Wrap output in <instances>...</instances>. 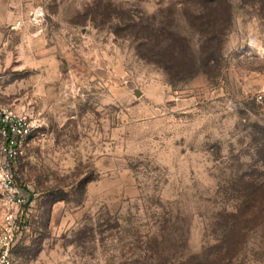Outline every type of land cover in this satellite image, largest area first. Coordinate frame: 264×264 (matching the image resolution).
Returning <instances> with one entry per match:
<instances>
[{
    "label": "rangeland",
    "instance_id": "1",
    "mask_svg": "<svg viewBox=\"0 0 264 264\" xmlns=\"http://www.w3.org/2000/svg\"><path fill=\"white\" fill-rule=\"evenodd\" d=\"M231 1L214 71L171 80L141 58L139 26L172 24L197 49V3L0 0V103L35 125L12 264H264V221L223 242L232 187L264 172V12ZM5 213L0 193V232Z\"/></svg>",
    "mask_w": 264,
    "mask_h": 264
},
{
    "label": "trees",
    "instance_id": "2",
    "mask_svg": "<svg viewBox=\"0 0 264 264\" xmlns=\"http://www.w3.org/2000/svg\"><path fill=\"white\" fill-rule=\"evenodd\" d=\"M242 1L257 5L264 12V0ZM189 2L197 3L199 6L192 14H187L191 29L200 37L197 49L190 34L179 33L172 24L156 28L153 23L146 22V25L139 26L137 34L140 40L137 49L141 58L161 66L171 80L191 78L201 73L210 74L214 71L216 67L214 65L222 58L225 39L234 20L231 0H189ZM135 26L133 24L130 27ZM258 144L260 146L258 156L264 165V131L261 133ZM260 176L261 179L232 187L243 200L237 213L230 215L235 218V221L227 224L223 242L235 243L234 237L237 234L234 235L233 226H242L240 229L246 233V228L250 224L259 226L263 223L264 172ZM26 208H29V205Z\"/></svg>",
    "mask_w": 264,
    "mask_h": 264
},
{
    "label": "built area",
    "instance_id": "3",
    "mask_svg": "<svg viewBox=\"0 0 264 264\" xmlns=\"http://www.w3.org/2000/svg\"><path fill=\"white\" fill-rule=\"evenodd\" d=\"M41 16V8L32 12L34 21ZM34 130L31 119L0 103V193L6 207L0 232V264H12L13 250L22 240L18 216L30 204L28 194L16 181L14 167L25 154Z\"/></svg>",
    "mask_w": 264,
    "mask_h": 264
}]
</instances>
